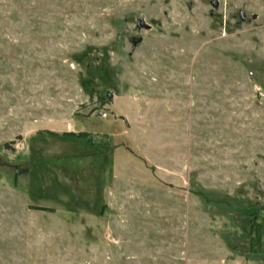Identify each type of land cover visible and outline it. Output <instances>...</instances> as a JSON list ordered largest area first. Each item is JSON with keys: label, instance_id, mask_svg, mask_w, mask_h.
<instances>
[{"label": "rangeland", "instance_id": "374dc122", "mask_svg": "<svg viewBox=\"0 0 264 264\" xmlns=\"http://www.w3.org/2000/svg\"><path fill=\"white\" fill-rule=\"evenodd\" d=\"M255 214L264 0H0V264H264Z\"/></svg>", "mask_w": 264, "mask_h": 264}, {"label": "trees", "instance_id": "16d2710c", "mask_svg": "<svg viewBox=\"0 0 264 264\" xmlns=\"http://www.w3.org/2000/svg\"><path fill=\"white\" fill-rule=\"evenodd\" d=\"M253 221L250 226L251 237L249 240L250 248H248V253H251V254H255L256 251L259 250V248L264 245V236H263V231H262L263 229L260 226V224L257 223L258 217L256 214L253 215Z\"/></svg>", "mask_w": 264, "mask_h": 264}]
</instances>
